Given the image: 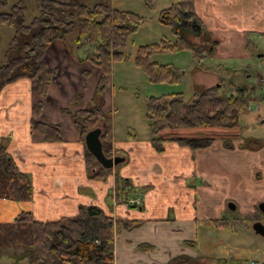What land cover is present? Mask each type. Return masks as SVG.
I'll return each mask as SVG.
<instances>
[{"label": "crops", "instance_id": "1", "mask_svg": "<svg viewBox=\"0 0 264 264\" xmlns=\"http://www.w3.org/2000/svg\"><path fill=\"white\" fill-rule=\"evenodd\" d=\"M193 4L205 28L211 20L213 26L214 20L225 26L217 25L220 38L227 30L264 35V0H204L203 4L193 0ZM65 47L55 40L44 53L48 66L56 71L42 101L49 111L44 113L41 102L36 114L35 104L41 100H36L29 80H17L0 90V142L4 141L19 171L29 177L32 189L27 203L0 199V224L11 223L21 212H28L35 221H56L76 215L78 206L94 205L114 223L113 264H167L179 256L197 260L195 245L204 239L198 228H227L222 214L229 211L228 203L235 206L231 212L245 217L264 201V138L253 151L239 149V140L229 141L232 148L226 149L220 139H214L209 148L197 151L165 141L162 153L154 152L148 142L117 144L108 139L110 151L124 159L117 169L119 176L132 188L146 187L136 194L131 191L126 201L141 195L134 208L126 209V201L120 203L108 195L113 189L112 175L103 184L87 179L83 144L67 114L61 113V109L71 112L68 107L72 109L73 102L57 99L60 88H70L66 75L75 77L78 71L76 66L68 72L71 63ZM73 92L72 88L70 99ZM36 122L58 124L60 141H42L34 129ZM118 221L139 225L124 230ZM19 255L17 248H0V264H29ZM200 260L207 262L203 257Z\"/></svg>", "mask_w": 264, "mask_h": 264}, {"label": "trees", "instance_id": "2", "mask_svg": "<svg viewBox=\"0 0 264 264\" xmlns=\"http://www.w3.org/2000/svg\"><path fill=\"white\" fill-rule=\"evenodd\" d=\"M24 1L35 2L38 10L37 16L28 23H25L24 18ZM109 1L100 0L87 7L77 0H17L5 12V0H0V27L12 30L0 64V90L17 80L26 79L31 82L35 94L44 97L56 74L55 69L50 68L46 62V48L55 40L64 42L73 32H76L75 46L91 47L92 52L86 59L99 72L93 95L85 108L71 112L61 109V113L67 114L78 132L80 142L86 132L99 128L97 125L100 122L102 143L108 137L107 120L102 112L106 77L111 64L125 58L122 50L127 37L142 21L131 12L111 9ZM158 22L169 28L174 42L161 40L159 44L139 46L134 57L135 65L146 71L153 81L176 80V76L167 65L148 62L150 54L186 49L196 63L213 56L217 42L212 40L211 33L195 15L193 0H174L168 8L159 11ZM247 105L246 89L234 85L230 91H225L217 84L195 89L188 104L182 101L179 94L147 99L145 117L151 134L149 145L156 153L163 152L165 141L174 142L191 151L207 149L214 139H161L158 133L162 130L195 128L233 129L237 127L238 115L247 110ZM41 108V102H36L37 115ZM59 128L58 124H34L35 131L44 142H59ZM222 142L224 148H232L229 142ZM261 146L259 139L243 138L238 148L253 151ZM109 152V147L107 150L103 147L105 155ZM83 157L87 179L101 181L106 174L109 175L108 170L99 168L95 163L97 170L89 173L88 166L93 160L86 151ZM112 178L113 198L120 203L128 199L131 191L135 193L137 189L146 188L130 187L127 179L119 177L117 172L113 173ZM31 193L29 177L19 171L6 152L4 141H1L0 199L27 203L31 200ZM118 223L124 230L139 225L135 221ZM113 225V220L94 205L78 206L76 215L49 222L35 221L28 212H21L11 223L0 224V248L19 249L18 258L26 259L29 264H113ZM184 244L193 246L190 242ZM194 261L179 256L170 259L167 264H191Z\"/></svg>", "mask_w": 264, "mask_h": 264}, {"label": "rangeland", "instance_id": "3", "mask_svg": "<svg viewBox=\"0 0 264 264\" xmlns=\"http://www.w3.org/2000/svg\"><path fill=\"white\" fill-rule=\"evenodd\" d=\"M16 1L5 0V12ZM77 1L87 7H91L100 0ZM173 1L151 0L150 3H146L143 0L109 1L111 9L131 12L140 17L142 21L137 29L127 37L126 45L122 50L125 58L113 62L110 72L106 77L102 95V112L106 117L110 133H108V137L105 138L104 143H102V138L100 137L104 149L107 150V147H109L108 139L112 143L115 142L117 144L126 142L149 143L151 134L148 121L145 117L147 99H158L166 95L179 94L182 101L188 104L192 100V94L195 89H205L216 84L220 85L225 91H230L232 85L246 89L248 95L247 110L238 115L237 127L233 129L195 128L162 130L158 133V137L161 139H172L175 137L211 138L226 142L230 141L231 143H234L233 141L236 140L242 142L243 138L263 139L264 35L245 33L247 32L246 30H244V34L240 35L227 30L220 38L218 34L221 31H219L217 25L225 26L217 20H214L215 23H213V26L211 20L210 27L204 28L207 31L211 29L209 31L211 38L217 42L212 57L196 63L192 59L190 51L182 49L156 52L150 54L147 58L148 62L167 65L176 76V80L164 82L153 81L146 71L135 65V52L139 46L159 44L161 40L169 43L174 42V37L169 28L158 22L159 11L168 8ZM203 2L204 0H202V4ZM24 6L25 23H28L32 18L37 16V5L33 1H24ZM194 13L197 16L195 10ZM229 27L242 29L240 26ZM11 34V29L4 26L0 27V64H2V55L7 47ZM75 35L76 32H73L72 35L67 36L63 44L66 46L68 58L70 59L67 62L71 63L68 72H74L73 68H76V66L78 67V71H75V77L69 74L66 75V78L70 82V88L68 86L66 89L60 88L57 94V99L60 101H65L66 103L73 102L71 106L74 109L68 107L71 111L87 107L93 95L99 74L98 70L86 59L92 52L91 47L87 45L75 46ZM88 67L90 68L86 69ZM63 76H65L64 72H62ZM62 81H60L61 84H63ZM51 86L53 85L51 84ZM72 88L75 92H73V98L70 99L68 94L72 93ZM52 94L55 95L54 92ZM45 96H37L36 100H41L40 102H42ZM42 104H44V113L49 111L45 103L42 102ZM97 127L100 128L102 135L101 122ZM113 152L111 149L107 155H104L106 157L119 156ZM94 163L93 160V162L91 161V165L88 166L89 173L97 170L98 165L95 163L97 165L95 166ZM121 165L122 163L108 170L109 175L113 176V173H118L117 169ZM109 175L106 174L103 180L97 182L103 184ZM109 194L114 197L113 189L110 190ZM222 215L225 217V222L223 223L227 225V228H219L213 225L208 228L202 226L198 228V232L204 239L203 241L201 240L202 242H196L194 252L198 259L191 264H249V262L261 264V262H264V238L255 235L250 229L254 221L260 222L264 227V216L257 212L256 206L255 211L245 217L240 216L237 211H225ZM199 225L201 224L199 223ZM201 257L207 259V262L204 263L205 260H200Z\"/></svg>", "mask_w": 264, "mask_h": 264}, {"label": "water", "instance_id": "4", "mask_svg": "<svg viewBox=\"0 0 264 264\" xmlns=\"http://www.w3.org/2000/svg\"><path fill=\"white\" fill-rule=\"evenodd\" d=\"M100 137H101L100 129L94 128L84 134L82 138V143L85 151L91 156L94 162L101 169L110 170L113 167L121 164L124 159L119 156L106 157L102 150ZM227 209L229 211H233L235 209L234 204L228 203ZM256 210L260 215L264 216V201H260L256 204ZM250 229L255 235L264 238V227L260 222L254 221L251 224Z\"/></svg>", "mask_w": 264, "mask_h": 264}, {"label": "built area", "instance_id": "5", "mask_svg": "<svg viewBox=\"0 0 264 264\" xmlns=\"http://www.w3.org/2000/svg\"><path fill=\"white\" fill-rule=\"evenodd\" d=\"M137 198L133 201H126L125 203V208L129 209V208H134L136 206H138L139 204V195H136ZM249 264H253V263H249Z\"/></svg>", "mask_w": 264, "mask_h": 264}, {"label": "flooded vegetation", "instance_id": "6", "mask_svg": "<svg viewBox=\"0 0 264 264\" xmlns=\"http://www.w3.org/2000/svg\"><path fill=\"white\" fill-rule=\"evenodd\" d=\"M231 212V211H230Z\"/></svg>", "mask_w": 264, "mask_h": 264}]
</instances>
